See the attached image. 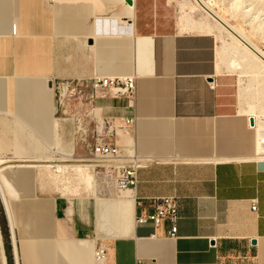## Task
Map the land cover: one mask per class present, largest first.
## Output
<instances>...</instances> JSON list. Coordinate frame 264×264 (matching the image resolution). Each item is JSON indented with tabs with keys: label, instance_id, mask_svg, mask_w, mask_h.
<instances>
[{
	"label": "crops",
	"instance_id": "crops-1",
	"mask_svg": "<svg viewBox=\"0 0 264 264\" xmlns=\"http://www.w3.org/2000/svg\"><path fill=\"white\" fill-rule=\"evenodd\" d=\"M183 1L0 0V114L22 116L53 144L55 83L81 86L85 95L73 106L85 108L94 78L134 77V108L112 97L95 104L135 116L116 142L143 162L135 197L115 194V181L103 175L69 197L38 194L35 169L0 172L3 186L10 176L15 213L30 236L16 233L19 264H98L101 242V264H264V159L256 126L241 100L236 104L240 84L236 95L232 73L218 75L216 36L180 17ZM76 148L87 155L77 142ZM162 195L179 197L175 235L167 221L155 227L136 220L138 198ZM36 199L43 201L32 225L27 216Z\"/></svg>",
	"mask_w": 264,
	"mask_h": 264
},
{
	"label": "rangeland",
	"instance_id": "rangeland-1",
	"mask_svg": "<svg viewBox=\"0 0 264 264\" xmlns=\"http://www.w3.org/2000/svg\"><path fill=\"white\" fill-rule=\"evenodd\" d=\"M194 1L184 0L181 3L180 17L190 23L195 28L193 30L207 31L216 36L218 75L232 73L234 80L232 87L237 95L240 80L247 83L251 75L243 67H232L231 58H234L235 54L230 49L237 48L244 51V48L235 42L226 31L220 29L217 23L203 9L199 7L191 9V2L193 3ZM187 2L190 3L185 4ZM204 2L223 14L236 27L243 30L245 35L250 37L264 51V0H204ZM251 98L250 103L254 105L258 113L261 104L256 97ZM236 104L241 106L238 95L236 96ZM247 108L249 110L251 106L248 105ZM56 120L61 122L59 119ZM60 128V131L66 136V139L64 138L66 143L62 140L60 142L64 144L60 143L57 147H53L54 145L52 144V147L49 148L38 139V136L33 134L34 132L26 123L24 124V122L12 115H0V158L9 159V164L37 163L43 165L35 169L33 175V184L38 194L48 195L53 193L74 197L82 194L87 187H94L99 184L102 180L101 167L95 165L97 163L100 164L97 161L72 160L76 157L70 154L72 148L70 142L75 139L77 144L84 147L88 152L85 156L91 157L90 144L95 140L92 128L84 136L80 134L82 131L75 135L73 127L63 122L60 123ZM75 155L84 157V155H78L77 152H75ZM259 157L262 158V156ZM256 158H258L257 155ZM39 159L42 160L37 161ZM109 180H112V178L109 177ZM0 219L3 231L9 239V223L1 197ZM8 251L12 257L10 244H8ZM11 261L13 263V257Z\"/></svg>",
	"mask_w": 264,
	"mask_h": 264
},
{
	"label": "built area",
	"instance_id": "built-area-1",
	"mask_svg": "<svg viewBox=\"0 0 264 264\" xmlns=\"http://www.w3.org/2000/svg\"><path fill=\"white\" fill-rule=\"evenodd\" d=\"M129 28L130 25L122 28ZM57 106L55 117L61 122L72 126L74 134L80 133L86 135L88 130L94 134V142L91 146V157L76 156L77 161H97L95 164L101 167L100 174L106 178H112L115 181L117 189L131 190L134 192L138 184V170L143 166V162L135 159L130 153L123 150L116 142V137L120 130H128L135 123V116L125 113L118 115L108 113L103 107L95 104L96 99L112 97L120 99L127 109L134 108L136 100V81L134 77H105L98 76L93 79L90 85V92L85 96L86 105L73 106L85 95L84 89L75 85L72 81L64 80L54 84ZM102 112V113H101ZM92 125V126H91ZM86 133V134H85ZM72 152L75 154L76 140L73 139ZM67 146V145H66ZM69 150V149H67ZM144 199L148 200L152 210L144 208ZM137 206L142 210L137 214L138 223H152L158 227L163 222L170 223L171 235H175L178 230L179 197L175 195L148 196L137 199ZM258 208V199H251V209L256 211ZM8 244L12 248L13 263L8 251ZM2 249L5 264H17V247L14 242L13 234L9 230V239L5 235L0 219V250ZM98 253L106 259L107 246L101 242L97 246ZM0 264H2L0 251ZM136 264H145L142 259H138Z\"/></svg>",
	"mask_w": 264,
	"mask_h": 264
},
{
	"label": "bare ground",
	"instance_id": "bare-ground-1",
	"mask_svg": "<svg viewBox=\"0 0 264 264\" xmlns=\"http://www.w3.org/2000/svg\"><path fill=\"white\" fill-rule=\"evenodd\" d=\"M189 3L187 2L185 4H189ZM197 7L203 9L217 23V26L220 29H223L224 31H226L235 40V42H237L238 44H240L244 48V51L237 49V48L236 49L226 48V49H228V50L230 49V51L235 54L234 58H231L232 67L233 68H242L243 67L251 75V78L247 83L240 80L241 81L240 82V100H241V104H242V111L246 114H249V115H252L255 117V120H256L255 126H256L257 135H258V137H257V140H258L257 141L258 142V144H257L258 145L257 155L262 156V158H264V156H263L264 155V51H262L260 49V47L253 40H251L250 37L246 36L245 33L243 32V30H241L240 28L236 27L233 23L228 21V19L223 14H221L220 12H218L217 10L212 8V6L208 5L206 2H204V0H195L193 3L191 2V9L197 8ZM246 11H248V10H246ZM244 80H246V79H244ZM251 97H256L261 104V107L259 106L260 111L258 113L256 112L254 105H251V103H250V100L252 99ZM248 105L251 106V108H249V110L247 108ZM54 110L56 111V102L54 105ZM0 115H4V114H0ZM8 115H12V116L16 117L17 119L21 120L22 122H24V124L25 123L27 124L26 120L18 114H8ZM56 119H58V118L56 117ZM54 123H55V128H56L57 134H56V141L53 143V145H54L53 147H57L58 144L61 143L60 141L64 140V138L66 139V137L60 131V129H61L60 123L61 122L54 120ZM28 126H29V124H28ZM30 127L31 126H29V128ZM30 129L34 132L33 134L38 136L39 140L44 142L49 148L52 147V143L48 139L47 140L43 139L38 134V132L36 130H34L33 128H30ZM64 142H66V141H64ZM41 160L39 159L37 161H41ZM45 160H47V159H45ZM9 162H10L9 159L0 158V172L6 171V173H7L9 171H14L16 168H21V167L22 168L37 169V168L43 166V165H40L37 163H34V164H11L10 163L9 164ZM13 178H15V177H13ZM5 186H3V184L0 181V197H1V199L5 205V208H6V211L8 214L9 224H10L9 229L13 234L14 242L17 243V241H18V239L16 237L17 231L20 232V234L23 238H28L30 236L28 233L25 232L24 227H22L23 226L22 222L19 220V218L17 217V215L15 213L16 201L13 197H11L10 176L6 177ZM8 191H9V194L7 193ZM115 194H121L123 196H130V197L134 196V192L131 190L116 189ZM40 201H43V200L36 199L34 202H32V206L29 207L30 213L27 216L28 224H29V221H31V223H32V221L36 220V218H37L36 214H37V208H38L37 204L40 203ZM44 202H46V200ZM49 203H50V201H49ZM50 204H52V203H50ZM29 205H30V203H29ZM48 206H50V205H48ZM45 211H47V210L44 209V212ZM51 212L53 213L52 207H51ZM47 216H48V218H47ZM47 216L44 217V219L47 218L48 221H50L52 219L53 214H47ZM33 224H34V222L32 223V225ZM0 251H1L2 264H5V259L3 256L2 249ZM95 255H96L95 258L97 259L98 264H101L103 262L105 263V258L102 256V254H100V252L98 253L97 248L95 251ZM16 259H17V264H19L18 255L16 256Z\"/></svg>",
	"mask_w": 264,
	"mask_h": 264
},
{
	"label": "water",
	"instance_id": "water-1",
	"mask_svg": "<svg viewBox=\"0 0 264 264\" xmlns=\"http://www.w3.org/2000/svg\"><path fill=\"white\" fill-rule=\"evenodd\" d=\"M129 2H130V1H129ZM50 85H52V83H50ZM250 123H251L252 126H255V124H256V120H255V117H254V116H251V117H250ZM252 243L255 244L256 241L253 240Z\"/></svg>",
	"mask_w": 264,
	"mask_h": 264
}]
</instances>
